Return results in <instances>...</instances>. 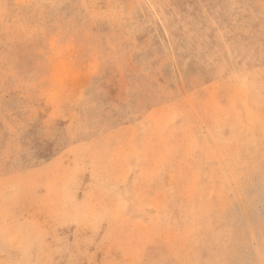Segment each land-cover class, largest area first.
<instances>
[{
	"label": "rangeland",
	"instance_id": "1",
	"mask_svg": "<svg viewBox=\"0 0 264 264\" xmlns=\"http://www.w3.org/2000/svg\"><path fill=\"white\" fill-rule=\"evenodd\" d=\"M262 19L0 0V264H264Z\"/></svg>",
	"mask_w": 264,
	"mask_h": 264
},
{
	"label": "bare ground",
	"instance_id": "2",
	"mask_svg": "<svg viewBox=\"0 0 264 264\" xmlns=\"http://www.w3.org/2000/svg\"><path fill=\"white\" fill-rule=\"evenodd\" d=\"M154 5V4H153ZM235 6V5H234ZM255 14V13H254ZM256 15V14H255ZM236 17V16H235ZM234 17V18H235ZM238 17V16H237ZM263 20V19H262ZM261 21V20H260ZM264 21V20H263ZM205 23V22H204ZM255 24V23H254ZM143 29V28H142ZM219 31V30H218ZM233 34V33H232ZM221 35V34H220ZM253 38V37H252ZM152 40V39H151ZM225 42V41H224ZM257 45V44H256ZM200 46V45H199ZM230 47V46H229ZM244 48V47H243ZM234 49V48H233ZM259 49V48H258ZM261 49V48H260ZM243 50V49H242ZM201 51V50H200ZM243 55V54H242ZM249 57V56H248ZM250 58V57H249ZM198 59V58H197ZM240 59V58H239ZM205 60V59H204ZM224 66V65H223ZM227 66V65H226ZM245 66V65H244ZM235 67V66H234ZM243 67V66H242ZM251 67V66H250ZM225 70V69H224ZM176 71V70H175ZM229 72V71H228ZM260 78V77H259ZM241 79V78H240ZM255 80V79H254ZM253 86H251V88H252ZM254 87H255V85H254ZM258 91V90H257ZM249 92V91H248ZM258 93V92H257ZM256 94V93H255ZM248 95V94H247ZM259 96V95H258ZM253 99V98H252ZM242 121H243V119H242Z\"/></svg>",
	"mask_w": 264,
	"mask_h": 264
}]
</instances>
